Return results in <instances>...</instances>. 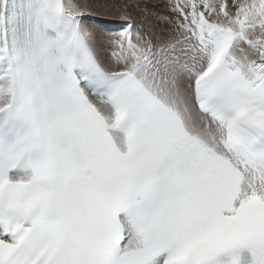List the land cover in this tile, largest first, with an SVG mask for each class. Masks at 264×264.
I'll list each match as a JSON object with an SVG mask.
<instances>
[{"label":"snow or ice","instance_id":"1","mask_svg":"<svg viewBox=\"0 0 264 264\" xmlns=\"http://www.w3.org/2000/svg\"><path fill=\"white\" fill-rule=\"evenodd\" d=\"M168 10L0 0V264H264V0Z\"/></svg>","mask_w":264,"mask_h":264},{"label":"rangeland","instance_id":"2","mask_svg":"<svg viewBox=\"0 0 264 264\" xmlns=\"http://www.w3.org/2000/svg\"><path fill=\"white\" fill-rule=\"evenodd\" d=\"M79 3L84 9L83 20L85 26L93 33L100 47L102 58L106 61L109 51L106 40L112 32L106 31L108 28L104 29L103 27L102 30H97V27L90 23L91 18L95 19V24H99L98 22L96 23V20L100 23L109 24L110 29L113 25L123 22L120 17V11L125 5H128L132 20L137 28L151 31L160 38L168 36L169 26L160 22L159 17L169 16L174 18V14L168 10V0H97L93 2L80 0ZM137 4L139 5L138 7L136 6ZM145 8H147V12H145Z\"/></svg>","mask_w":264,"mask_h":264},{"label":"bare ground","instance_id":"3","mask_svg":"<svg viewBox=\"0 0 264 264\" xmlns=\"http://www.w3.org/2000/svg\"><path fill=\"white\" fill-rule=\"evenodd\" d=\"M80 1V0H79ZM93 1H97V0H84V2H93ZM81 4V3H80ZM88 9V8H87ZM99 23V24H95V23H93V25L95 26V27H97V30H102V27L105 29V28H109L110 26H109V24H107V23H100L98 20H96V23ZM82 23H84L85 24V22H84V20H82ZM92 26V25H91ZM100 26V27H99ZM98 28H101V29H98ZM96 30V31H97ZM100 32H102V31H100ZM160 34V33H159Z\"/></svg>","mask_w":264,"mask_h":264}]
</instances>
